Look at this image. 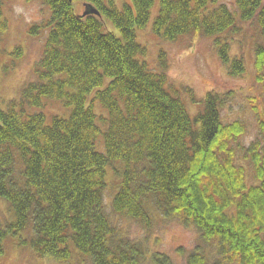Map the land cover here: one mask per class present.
<instances>
[{
    "label": "trees",
    "instance_id": "1",
    "mask_svg": "<svg viewBox=\"0 0 264 264\" xmlns=\"http://www.w3.org/2000/svg\"><path fill=\"white\" fill-rule=\"evenodd\" d=\"M41 1L49 16L29 30L46 32L34 78L15 98L0 93V199L7 203L0 256L12 238L60 263L173 264L169 254L149 252L123 233L113 217L149 227L163 216L199 232L186 264H264V108H256L257 136L245 143L247 123L223 119L219 92L198 100L191 87L172 84L166 51L153 68L138 40L150 22L167 41L211 37L237 76L246 66L242 55H231L232 44L253 22L264 83V0H235V8L218 0ZM5 5L0 0V58ZM22 54L16 46L9 56ZM50 100L69 112H48Z\"/></svg>",
    "mask_w": 264,
    "mask_h": 264
},
{
    "label": "rangeland",
    "instance_id": "2",
    "mask_svg": "<svg viewBox=\"0 0 264 264\" xmlns=\"http://www.w3.org/2000/svg\"><path fill=\"white\" fill-rule=\"evenodd\" d=\"M218 1L235 8V0ZM157 6L158 3L156 8ZM76 8L80 13L84 9L82 4ZM5 14L8 18V30L3 33L4 36L2 34L1 45L4 50L0 58V93L4 99L10 100L17 97L22 87L34 78V67L42 55L46 32L32 35L29 30L49 16V9L41 0H6ZM108 23V28L117 33L113 24L110 21ZM244 25V31L232 44L231 55H242L246 66L245 72L237 76L228 73L211 37L188 36L167 41L154 34L150 22L149 26L139 30L138 40L149 48L148 61L153 68H159L157 56L160 50L166 51L169 63L167 72L172 84L191 87L198 100H203L208 91L219 92L224 98V105L221 107L223 119L244 120L248 131L243 140L248 143L258 134L256 108H264V83L257 80L255 67L256 41L261 38L257 34L255 23ZM16 46L22 47L23 54L12 60L9 53ZM4 64L8 68H4ZM185 98L191 113L197 112L198 103L193 102L187 94ZM46 108L52 114L69 112L61 102L54 100L47 102ZM113 192V187L106 191V203L110 212ZM6 211L7 203L0 199V216ZM113 217L123 233L131 239L141 241L149 252L159 250L169 254L173 264H186L187 254L199 242L197 229L184 225L176 217L158 216L149 227L132 219ZM0 264H92V261L88 257H74L68 262L60 263L54 259L39 258L30 247H20L11 238L6 244L5 253L0 256Z\"/></svg>",
    "mask_w": 264,
    "mask_h": 264
},
{
    "label": "water",
    "instance_id": "3",
    "mask_svg": "<svg viewBox=\"0 0 264 264\" xmlns=\"http://www.w3.org/2000/svg\"><path fill=\"white\" fill-rule=\"evenodd\" d=\"M91 10H92L93 12H96V13H97V10H96V9L92 8Z\"/></svg>",
    "mask_w": 264,
    "mask_h": 264
}]
</instances>
